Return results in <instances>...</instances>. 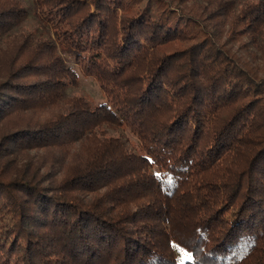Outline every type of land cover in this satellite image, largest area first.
<instances>
[{
    "label": "trees",
    "instance_id": "obj_1",
    "mask_svg": "<svg viewBox=\"0 0 264 264\" xmlns=\"http://www.w3.org/2000/svg\"><path fill=\"white\" fill-rule=\"evenodd\" d=\"M199 1L0 0V264H264V0Z\"/></svg>",
    "mask_w": 264,
    "mask_h": 264
},
{
    "label": "rangeland",
    "instance_id": "obj_2",
    "mask_svg": "<svg viewBox=\"0 0 264 264\" xmlns=\"http://www.w3.org/2000/svg\"><path fill=\"white\" fill-rule=\"evenodd\" d=\"M197 2H200L199 0H196ZM239 2H247V1H256V0H238ZM24 5L26 6L28 10V15L25 19L21 20L20 22L16 23L12 27V32H18V31H25L30 32L33 34L36 38H43L47 37L51 34L50 29L45 25L40 19L37 17V15L34 12L33 3L32 0H23ZM261 36L264 38V27L261 31ZM233 49L238 50L236 44H234ZM249 49L251 51H256V48L254 46H250ZM237 54H240V56L243 59L248 60L252 65H258L259 59L256 58V56H259V52H254L255 56L248 55L247 53L244 54L243 51H237ZM69 63L73 64V60L70 55L63 53L62 54ZM77 73H78V81L76 85H70L66 88L65 94L66 95H80L84 98H87L91 102L97 104L104 100L103 92L100 88L99 83L91 76L83 75L79 69L75 66ZM108 133L113 135L121 134L123 136V139L126 140V142L131 145L133 148H137V138L134 136L129 129H121V128H108ZM173 249L176 253V256L179 261L184 262L186 258L189 256L187 251L177 246L175 243H173Z\"/></svg>",
    "mask_w": 264,
    "mask_h": 264
},
{
    "label": "snow or ice",
    "instance_id": "obj_3",
    "mask_svg": "<svg viewBox=\"0 0 264 264\" xmlns=\"http://www.w3.org/2000/svg\"><path fill=\"white\" fill-rule=\"evenodd\" d=\"M191 257H189V259H190Z\"/></svg>",
    "mask_w": 264,
    "mask_h": 264
}]
</instances>
